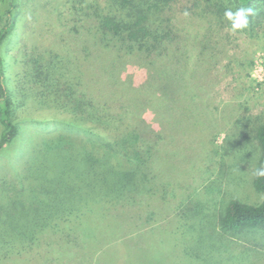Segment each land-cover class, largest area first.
<instances>
[{
    "label": "trees",
    "instance_id": "1",
    "mask_svg": "<svg viewBox=\"0 0 264 264\" xmlns=\"http://www.w3.org/2000/svg\"><path fill=\"white\" fill-rule=\"evenodd\" d=\"M68 5L77 15L76 26L82 44H87L83 51L88 56H95V69L105 79L92 83L86 76L87 70L84 72L86 67L66 46L64 49L51 46L53 50L50 51L31 47L17 61L22 68L13 77L14 89H11L6 75L9 69L6 56L13 41V31L19 28L25 10L22 0H0V155L13 160V165L18 159L25 160L22 163L27 164L30 174L44 178H48L52 167H55L54 164L48 166L49 163L67 155L75 160L76 173L78 170L92 173L93 179L113 175L115 183H128L130 200H134L136 194L139 198L138 187L145 182L149 186L148 193L156 196L158 189L153 181L156 176L153 168L157 154L162 150L164 153L168 151L172 141L170 137L183 138L179 136L182 133L172 134V126L209 123L211 116L207 96L204 103L196 100L182 102L177 92L182 89L188 70L186 41L194 40L197 47V61L193 69L196 74L205 75V65L215 58V54L206 42L209 40L207 35L198 39L191 33L189 36L183 33L182 28L174 26L171 12H190L191 16L206 21L212 28H222L230 27L224 19L226 9L235 11L240 7H250L253 14L249 17L248 28L242 32L254 35L264 22V0H104L102 3L69 0ZM130 66L145 72L152 83L147 84L146 79L135 85L134 78L126 73ZM107 79V86H112L109 88L111 91H107L102 84ZM197 85L200 90L204 89L200 82ZM119 98L123 100V105L114 101ZM28 117L42 123L59 118L63 123L81 124L66 127L82 126L85 135L72 139L54 130L52 134L40 133L35 140L28 136L24 138V126L20 123ZM148 119L149 122L164 125L165 134L157 135L158 141L154 140L155 136L144 134V125H151ZM234 127L235 132L227 134L224 142L237 140L238 150L252 146L250 154L254 152L256 159L247 164V173L254 196L227 199L220 186L223 181H219L217 188L210 193L219 213L213 210L212 205L205 211L214 215L213 228L216 224V231H219L216 237L218 245L222 240L230 244L229 237H247L256 240V247L264 250V178L253 176L254 169L264 165V115L255 118L244 116L235 120ZM238 130L244 133L242 137L237 135ZM166 133H171L170 137ZM21 141L24 142L23 151L19 150ZM223 146L221 156L224 160L230 158L231 151L226 152ZM219 168L215 165V172L211 174L213 180H219L215 176L219 175ZM12 180L15 187H21L15 177H2L0 192ZM208 183L203 185L201 193ZM64 193L70 192L64 190ZM190 195L183 196L185 200L178 205L186 206L190 216L203 214V209L196 206L198 202ZM56 196L61 203L58 207L63 200L68 203L61 206L67 209L66 217L58 221L49 207H46L44 215L46 225L30 230L23 231L7 223V220H0V264H113L116 255L110 253L108 243L119 236L121 225L110 216L109 224L102 228L96 223V230L101 232L99 236L91 225L95 220L88 215L90 208L103 205L102 198L91 204L78 203L75 212L79 218H72L74 212L69 210L68 196H63V193H56ZM115 207L112 204L106 206ZM197 209L202 211L197 214ZM98 244L101 254L98 253L97 261L94 259L96 262H88ZM118 244L119 251H124L121 264H135L124 249L125 243ZM36 248L44 249L45 253L39 254ZM218 248L219 253L225 252L230 245L225 249ZM231 251L234 253H227L226 256L217 253V263L220 259L223 262L237 261L236 252Z\"/></svg>",
    "mask_w": 264,
    "mask_h": 264
},
{
    "label": "rangeland",
    "instance_id": "2",
    "mask_svg": "<svg viewBox=\"0 0 264 264\" xmlns=\"http://www.w3.org/2000/svg\"><path fill=\"white\" fill-rule=\"evenodd\" d=\"M68 1L22 0L25 12H22L19 28L13 31V41L6 56L9 65L6 75L11 89H14L13 77L22 68L17 61L21 54L27 53L31 47L50 51L53 50L52 47L64 49L66 46L73 52L74 57L78 58V62L86 67L84 72L87 70L86 76L92 83L105 79L104 75L95 69L94 64L97 63L95 56H88L89 54L86 55L83 51L87 44H82V39L78 35L77 15L71 10ZM89 1L102 3L104 0ZM174 11L171 12L174 26L182 28L183 33L186 32L188 36L190 33L193 37L198 36V39L207 35L209 40L206 42L215 54V58L205 65L207 68L205 75L196 74L193 69L197 61V47L194 40L186 41L188 70L181 85L182 89L177 93L180 94L182 102L196 100L204 103L207 96L211 116L208 118L209 123L201 125H173L172 134L182 133L179 136L183 138L176 139L175 136L172 138L171 133H166L172 141L166 153L159 150L153 168L156 175L153 181L158 189L156 196L148 193L149 186L145 182L138 187V192L141 193L139 198L136 194L134 200H130L128 194L131 189L128 183H115L113 175L93 179L92 173L86 174V171L79 170V173H76L75 160L67 155L55 158L57 162L49 163L48 166L54 164L55 167H52V174L48 178L34 177L32 173L30 174L27 164L22 163L25 161L23 159H18L13 165V160L0 155V178L15 177L21 183V187L17 188L12 180L10 185L2 187L4 191L0 192V220H7L13 227L18 226L26 231L32 227L46 225L47 221L44 218L46 207L51 209L50 212L56 221L66 217L67 209L61 206L68 203L63 200V204L58 207L61 203L56 193L68 196L69 210L74 212L72 218H79V214L75 212L78 203L91 204L102 198L103 205L90 208L91 212H88V215L95 220L94 225L91 224L94 230L96 223L99 228L109 224L110 216L121 225L119 236L108 243L110 253L116 255L113 264H121L123 261L124 251L123 249L119 251L118 243H125L124 249L134 259L135 264H222V259L219 263L216 259L218 247L225 249L229 245L230 248L224 250L225 252L221 251L219 255L226 256L227 253H234L231 251L233 250L238 260L223 264H264V250L256 247L257 241L252 238L233 236L229 237L230 244L222 240L218 245L216 237L219 231H216V224L213 228L214 215L205 211L212 205L213 210L219 213L210 197L219 181H223L220 186L227 199L254 196L247 173L249 172L247 164L253 163L256 159L254 152L253 155L250 154L252 146L238 150L237 140L224 141L227 134L235 132V120L244 116L255 118L264 115V22L258 26L254 35H249L242 31L233 33L229 26L212 28L206 21L191 16L190 12L185 15ZM126 73L134 78L135 85L147 79L146 73L137 71L134 66H130ZM199 82L204 86L203 90L198 87ZM107 83L108 79L102 83L106 85H104L106 90L112 87L107 86ZM146 83L151 84V79H147ZM116 91L119 92L118 89ZM114 101L119 105L123 102L120 98ZM31 117L38 119L37 116ZM54 120L42 123L30 117L24 118L20 123L24 126L22 136L35 140L40 133L52 134L54 130L72 139L74 137L79 139V136L85 135L82 126L66 127L81 124L70 121L63 123L64 121H59V118ZM148 123L151 125L146 127L144 125V134L155 136V141L159 140L157 135L164 136V125H159L156 121L149 122V119ZM242 134L244 133L238 130L237 135L242 137ZM20 144L19 150L23 151L24 142L21 141ZM222 146L226 152L231 151L230 158L223 160ZM217 150L218 152L214 154ZM215 165L220 167L219 175H215L219 178L218 181L213 180L211 176L215 172ZM206 183L208 185L201 193ZM64 190L70 193H64ZM189 195L198 202L196 206L203 209V211L197 209L196 213L202 211L203 214L190 216L186 206L178 205V202L185 200L183 196ZM107 204L116 207L106 208ZM116 222L114 224H117ZM98 230L100 229L94 233L101 236ZM100 249L101 246L98 244L97 249L88 257V262L97 261V256L101 254ZM36 250L39 254L45 253L44 249Z\"/></svg>",
    "mask_w": 264,
    "mask_h": 264
},
{
    "label": "clouds",
    "instance_id": "3",
    "mask_svg": "<svg viewBox=\"0 0 264 264\" xmlns=\"http://www.w3.org/2000/svg\"><path fill=\"white\" fill-rule=\"evenodd\" d=\"M253 14V9L250 7H240L235 11L226 9L224 11V19L230 25V31L233 33L243 31L249 26V17ZM187 15V13H185ZM253 176L257 179L264 178V165L254 169Z\"/></svg>",
    "mask_w": 264,
    "mask_h": 264
}]
</instances>
